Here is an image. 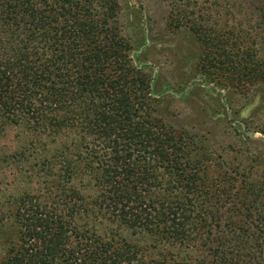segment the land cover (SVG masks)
Listing matches in <instances>:
<instances>
[{"label":"trees","instance_id":"obj_1","mask_svg":"<svg viewBox=\"0 0 264 264\" xmlns=\"http://www.w3.org/2000/svg\"><path fill=\"white\" fill-rule=\"evenodd\" d=\"M253 4L256 25L232 34L250 44L198 59L227 102L229 89L264 91V0ZM119 9L0 0V125L23 133L13 154L36 183L1 212L13 240L0 264H264V179L233 169L194 126L166 121Z\"/></svg>","mask_w":264,"mask_h":264},{"label":"rangeland","instance_id":"obj_2","mask_svg":"<svg viewBox=\"0 0 264 264\" xmlns=\"http://www.w3.org/2000/svg\"><path fill=\"white\" fill-rule=\"evenodd\" d=\"M118 1L120 32L132 44V61L149 72L153 89L162 91L158 95L166 121L194 126L219 149L216 154L231 161L233 169L242 174L240 169L246 167L245 178L263 180L264 134L247 132L239 120L247 121L248 127L264 129V97H260L264 91L255 87L244 92L229 89L227 102L226 90L219 88L216 75L210 74L203 82L198 65L199 56L207 55L208 60L216 61L215 48L222 43L227 49L233 41L236 49L250 44L247 38L240 36L235 40L232 34L248 32L256 25L250 14L254 0ZM190 27H200V33L196 31L198 37ZM175 65L188 66L190 77L179 79L172 71ZM184 79L188 82L180 86L179 80ZM222 109L225 117L217 118L215 113ZM23 139L17 127L0 125V256L8 245L6 239L11 237V227L1 218L7 200L36 186L34 178L27 177L22 160L13 154ZM260 223L264 220L260 219Z\"/></svg>","mask_w":264,"mask_h":264}]
</instances>
